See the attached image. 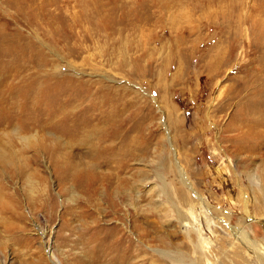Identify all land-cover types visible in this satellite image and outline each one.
I'll return each mask as SVG.
<instances>
[{
	"label": "rangeland",
	"instance_id": "1",
	"mask_svg": "<svg viewBox=\"0 0 264 264\" xmlns=\"http://www.w3.org/2000/svg\"><path fill=\"white\" fill-rule=\"evenodd\" d=\"M65 6L78 18L61 16ZM65 79L140 138L133 159L82 167L104 177L94 192L60 183L50 154L35 152L61 138L58 152L88 160L84 148L98 140L81 130L68 147L72 136L29 125L27 107L56 99ZM0 97V146L10 137L27 159L37 156L29 178L0 174V264H120L88 253L90 226L98 237L123 234L124 264H238L234 249L260 264L225 220L244 227L264 264V213L255 209L264 138L245 150L233 140L246 129L264 136V0H0Z\"/></svg>",
	"mask_w": 264,
	"mask_h": 264
},
{
	"label": "bare ground",
	"instance_id": "2",
	"mask_svg": "<svg viewBox=\"0 0 264 264\" xmlns=\"http://www.w3.org/2000/svg\"><path fill=\"white\" fill-rule=\"evenodd\" d=\"M41 6L43 7V5ZM66 7L68 6H65L63 8V10L66 13L60 9L62 11L60 12L61 16H63L64 18H78L79 13L77 15V12L76 13H73L71 11L67 12ZM85 12L84 14H81V16L85 15L86 14ZM61 16L59 18H61ZM53 34L55 33L53 32ZM50 78L51 77L48 76L45 81L41 80V83L40 82L36 83L37 95L40 94L39 90L43 87V83L46 81H51ZM60 85H65V86L64 89L58 94V97H56V99H51V101H49L48 103L45 102L44 99L41 103L37 104L33 108V110L31 109L32 106L27 107V113L29 115V125L31 126V128L37 127L42 129H54L56 131H60L65 136H72L73 137L72 139H68L65 142V144L68 147L74 144L77 134L81 130L97 133L99 135L98 140L102 138L104 140L105 139L109 140V142L106 145H101L99 144L98 140L92 141V144L84 148V153L88 156V160H84V159L81 160L76 158V155L73 154L72 151L70 150L69 151L67 150L66 152L63 153L58 152L59 147L62 145L61 138L57 143L54 144L52 142L55 139L52 140L48 139L49 141L46 140L43 141V143H37L36 144L37 149L35 152L37 153L38 151H43L44 154L47 155L50 154V161L52 165H54V167L56 168L57 172L59 173L60 183H62L65 180L72 179L76 182L78 186H81L84 190L88 192H94L96 191L98 184L104 181V177L97 172L95 173L86 172L85 170H82V167L89 164L90 161L91 163L95 161V163L100 164V163H106L111 159H116L118 160L117 162L123 161L128 158L133 159V157H136L138 151L141 148L140 138L136 133H133L134 130L132 128L134 125L126 121V119H124L123 116L117 114L116 111H112L108 108L102 109L101 108L102 106L98 102L95 101L91 102L87 98H79V95L77 94V89L74 86V84L71 82V80L65 79L63 80V83H61ZM28 93H29L28 97H30V90H28ZM1 101H3V97L2 98L0 97V102ZM1 105L2 104H0V107H2ZM79 110H84V111L79 112ZM247 119H249L248 113H246L244 117L242 116L240 117V120L242 122ZM260 121H264V119H260ZM262 135L263 134L254 133L252 130L246 129L245 131L237 134V136L233 137V140L235 138L236 144L241 148H244V146H246V148L254 149V147L256 148V146L262 143V140L264 138V136ZM19 138L24 141H28L30 139V138H23V136L21 135L19 136ZM237 149L239 150V148ZM23 150L24 148L19 150L14 149L10 137H8V140L5 142L3 146H0V174L2 172H6V174L8 173L9 176H7L8 177L7 181H9L12 177H14L17 174H22L24 176L26 175V177L29 178L30 169L32 165L31 163L37 162V156L34 155V157L29 160L27 159V157L24 156ZM243 150H245V148ZM180 173L182 172L180 171ZM37 176H39L41 181L43 182V187L41 188V190L45 188L44 196H46L47 199L48 198L47 186L46 183H44L43 180L44 177L40 170H37ZM5 189H6V185L0 181V198L4 199ZM197 197L200 199L199 196ZM3 202H0V207L2 209L3 208L5 209L7 207L4 206ZM43 202H44L43 198L38 202L40 203L39 204L40 207L43 206ZM248 202L250 201L247 199V197L245 199L243 198V208H244L243 210L246 213L248 212V208H247ZM255 209L257 213H264V196L262 197L261 203L255 206ZM9 212L12 213L13 215H18L17 210L15 209L14 206L9 207ZM0 222L1 224H3L1 213H0ZM224 222L229 227V230L232 232L234 239L241 242L246 248L251 249V251L256 254V259H258L257 263L262 264V262L260 261L261 256L256 250L254 243L247 235V232L244 230V227L230 226L228 220H225ZM3 225L5 226V223ZM6 226H8V223H6ZM90 228L93 231L91 232V235L88 237L90 240L88 241L89 246L85 242L84 243L88 253L91 256L109 257L114 262L120 264L126 263L127 259H125L126 257L125 252L129 250L130 245L124 244L126 241L124 240L123 234H121L120 231H119V235L121 238L112 237L111 232L113 229L106 231L102 236L98 237L97 233L100 232L101 229L91 226ZM115 239L118 240L111 241ZM91 242L93 243L92 245ZM114 252H116V254H114ZM229 253L230 256L238 264L246 263L247 260L246 257L239 254L237 250L234 249L232 252H228L227 254Z\"/></svg>",
	"mask_w": 264,
	"mask_h": 264
}]
</instances>
